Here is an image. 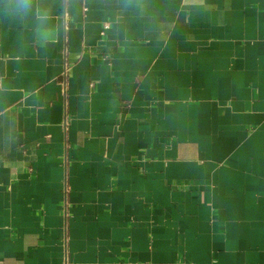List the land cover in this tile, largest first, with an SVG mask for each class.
Instances as JSON below:
<instances>
[{
  "label": "crops",
  "instance_id": "obj_1",
  "mask_svg": "<svg viewBox=\"0 0 264 264\" xmlns=\"http://www.w3.org/2000/svg\"><path fill=\"white\" fill-rule=\"evenodd\" d=\"M0 264H264V0H0Z\"/></svg>",
  "mask_w": 264,
  "mask_h": 264
},
{
  "label": "clouds",
  "instance_id": "obj_2",
  "mask_svg": "<svg viewBox=\"0 0 264 264\" xmlns=\"http://www.w3.org/2000/svg\"><path fill=\"white\" fill-rule=\"evenodd\" d=\"M16 4H17V10L19 13L21 14H25L27 15L28 13L33 11V6H34V0H16ZM37 17L41 22H44L48 19V14L47 12H41L39 10H37ZM50 33L48 32H41L39 33V35L43 38H47V36Z\"/></svg>",
  "mask_w": 264,
  "mask_h": 264
}]
</instances>
